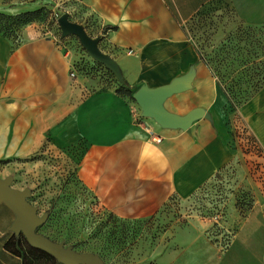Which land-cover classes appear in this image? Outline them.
Returning <instances> with one entry per match:
<instances>
[{"label": "crops", "instance_id": "0c3cea01", "mask_svg": "<svg viewBox=\"0 0 264 264\" xmlns=\"http://www.w3.org/2000/svg\"><path fill=\"white\" fill-rule=\"evenodd\" d=\"M210 1L71 0L77 16L69 19L99 37V48L116 61L129 85L155 88L193 70L190 87L163 103L179 115L196 108L210 114L186 130L143 116L137 102L114 86L91 88L95 80L79 74L72 78L75 57H67L59 40L37 28L24 27L16 40L0 32V160L30 157L45 144H80L79 179L99 208L124 217L154 213L172 197L187 200L206 183L226 180L232 172L234 186L221 215L209 219L190 214L187 232L197 230L183 242L200 247L190 257L198 264H264V87L239 109L262 149L261 155H249L232 135L224 113L226 95L184 27ZM228 2L240 20H264V0ZM30 9L0 0L6 14ZM106 25L115 27L103 31ZM241 192L253 198L244 217L237 203ZM14 217L0 202V264H22L4 246L13 234ZM221 218L227 230L237 223L225 249L202 235L215 222L222 225Z\"/></svg>", "mask_w": 264, "mask_h": 264}, {"label": "rangeland", "instance_id": "374dc122", "mask_svg": "<svg viewBox=\"0 0 264 264\" xmlns=\"http://www.w3.org/2000/svg\"><path fill=\"white\" fill-rule=\"evenodd\" d=\"M3 2L9 5L28 4L31 9L41 8L35 20L22 25L18 30L15 26L12 28L18 33L24 27L37 28L55 41L65 38L64 46L71 50L75 59L84 63L82 71L86 67L90 69L85 77L95 80L91 88H94V85L99 89L116 87L117 78L113 72L89 56L76 36L61 37L58 16L64 12L71 13L69 18L72 19L77 16V10H73L71 0ZM199 12L204 13L202 21L190 19L184 24L190 34H201L204 29L209 30V23L214 22L209 32L216 33L215 38H219L238 23V18L231 15L228 0H211ZM72 19L70 20L73 21ZM204 20L209 22L206 26H202ZM0 24L4 26V20H1ZM9 38L14 40L13 37ZM250 100L251 98L245 103ZM231 108L227 102L224 113L235 134L234 139L241 145L239 136H236L238 118H241L240 108L235 111ZM247 128L250 130L248 126ZM56 146L52 144L43 154L0 163V179L12 176V187L30 188L28 201L38 207L39 215L47 213L45 222L36 228L38 233L53 241L62 242L64 246L76 252L93 253L104 264H198L195 257L193 260H190V257L199 251L200 247L196 244L191 247L183 242L190 233L197 230L191 227L187 232L188 216L192 214L212 219L216 216V209L223 210L224 199L229 189L234 186V180L230 179L232 172L226 180L214 179L206 183L198 193L187 200L181 201L172 197L154 213L124 217L99 208L92 191L79 179L77 159L80 156V146L77 153H73V159ZM75 170L76 173L73 172ZM221 220L222 225L212 224L202 231V235L213 244L219 242L218 245H223L225 249L237 228V223L227 230L225 218ZM171 252L173 254L169 255Z\"/></svg>", "mask_w": 264, "mask_h": 264}, {"label": "trees", "instance_id": "16d2710c", "mask_svg": "<svg viewBox=\"0 0 264 264\" xmlns=\"http://www.w3.org/2000/svg\"><path fill=\"white\" fill-rule=\"evenodd\" d=\"M228 8L232 13L231 15L237 19V14L229 2ZM199 10L190 19L202 21L204 13L201 14ZM40 11L41 8L30 9L15 15L0 11V21L4 20L5 24L4 26L0 24V32L16 40L18 28L35 20ZM237 22L234 28L228 30L219 38H215L216 33L209 32L212 30L211 27L215 24L214 22L209 23L204 20L202 26L209 23V30L204 29L201 34H190L185 28L188 36L195 44L200 59L211 69L220 89L227 97V102L234 111L250 98L252 99L264 87V20L260 23H247L238 18ZM14 26L17 27V30L12 28ZM114 27L106 25L103 27V31ZM60 40L64 44L65 38ZM73 65L77 74L82 72L81 76H87L90 72L87 67L84 69L85 72L82 71L84 63H81L77 58L73 60ZM137 88L138 86H131L123 79L122 82L117 84L115 90L117 93L133 99L132 94ZM238 119L239 125L237 126L236 136H239L244 151L248 152L250 149L246 146H251L256 150L257 155H261L262 149L259 147L257 139L248 130L242 118ZM232 135L235 134L232 132ZM79 146L81 148L79 159H77V162H79L83 153L82 145L66 146L59 148V150L64 151L66 155L73 159V153H77ZM48 148V145L45 144L38 154L45 153ZM9 160L3 159L0 160V163ZM73 172L76 173V170ZM237 203L240 213L244 217L252 208L253 198L247 192H243ZM221 212L222 209H216L215 215L220 216ZM214 226H218V223L215 222ZM4 246L8 251L19 256L22 264H62L44 250L31 246L22 234H11L5 241Z\"/></svg>", "mask_w": 264, "mask_h": 264}, {"label": "water", "instance_id": "95a60500", "mask_svg": "<svg viewBox=\"0 0 264 264\" xmlns=\"http://www.w3.org/2000/svg\"><path fill=\"white\" fill-rule=\"evenodd\" d=\"M57 23L61 30V37L76 36L89 56L110 69L119 81H123L116 61L99 48V37L89 36L81 24L69 19L67 12L58 16ZM192 77L193 70L166 85L155 88L141 85L132 94V97L140 106L143 116L153 118L163 127H177L186 130L189 129L194 120L204 116L210 117V114L202 108H196L185 115H179L169 111L163 103L172 94L189 88ZM12 179V176L0 179V202L5 203L14 213L15 217L10 225L13 234H22L31 246L44 250L62 264H104L93 253L76 252L70 247L64 246L62 242L53 241L38 233L36 228L45 222L47 213L39 215L37 206L28 201L31 189L12 187Z\"/></svg>", "mask_w": 264, "mask_h": 264}, {"label": "built area", "instance_id": "2783aa9c", "mask_svg": "<svg viewBox=\"0 0 264 264\" xmlns=\"http://www.w3.org/2000/svg\"><path fill=\"white\" fill-rule=\"evenodd\" d=\"M59 41L61 42L60 39H59ZM61 44H62L63 48H66L62 42H61ZM129 52H132V51L129 50ZM70 54H71V50H70L69 48H66V50H65V55H66L67 57H69ZM76 75H77V72L74 70V65H73V61H72V63H71V69H70V76H71L72 78H75ZM152 140H155V141H156V138L152 137ZM258 145H259V144H258ZM246 147H247L248 149H250V150L247 152V154H249V155L256 154V155H257L256 150H255L254 148H252L251 146H246ZM259 147H260V146H259ZM256 165H257V164H256Z\"/></svg>", "mask_w": 264, "mask_h": 264}]
</instances>
